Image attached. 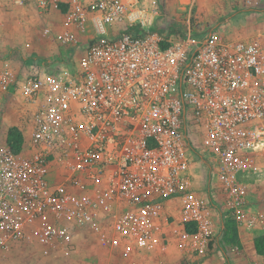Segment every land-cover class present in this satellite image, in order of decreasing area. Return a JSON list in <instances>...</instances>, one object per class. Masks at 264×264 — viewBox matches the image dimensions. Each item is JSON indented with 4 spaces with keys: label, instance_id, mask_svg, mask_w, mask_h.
<instances>
[{
    "label": "built area",
    "instance_id": "obj_1",
    "mask_svg": "<svg viewBox=\"0 0 264 264\" xmlns=\"http://www.w3.org/2000/svg\"><path fill=\"white\" fill-rule=\"evenodd\" d=\"M167 1L36 0L60 17L43 35L69 53L0 68V95L27 119L20 152L0 144V255L19 242L68 255L86 229L112 250L152 251L172 201L183 252L206 256L228 219L264 235L252 202V183L264 184V40L171 37L157 27ZM193 136L206 155L201 189Z\"/></svg>",
    "mask_w": 264,
    "mask_h": 264
},
{
    "label": "rangeland",
    "instance_id": "obj_2",
    "mask_svg": "<svg viewBox=\"0 0 264 264\" xmlns=\"http://www.w3.org/2000/svg\"><path fill=\"white\" fill-rule=\"evenodd\" d=\"M183 6L180 0H168L165 5V17L161 18L157 27L162 31H168L171 37L181 35L190 28L200 37L205 35L208 29H215L228 40L256 37L264 40V10L243 9L237 0H198L192 9ZM1 7L0 43H6L8 49L26 56L27 59L20 56L19 63L26 67L29 62H33L34 67H39V62L43 59L65 58V49L43 35V28L59 21L60 17L40 13L36 0H25L23 6L16 5L10 0ZM10 64L14 67L12 63ZM24 66L20 65V73L24 72ZM192 138L197 148L191 150V155L195 159L194 164L198 165L201 159L199 152L204 154L202 153L204 147L201 146L199 137ZM196 169L199 175L201 168L197 166ZM202 170L205 171L203 166ZM212 178L214 188L217 180L214 174ZM252 184V202L264 208V184L259 182ZM213 196L217 197V193ZM167 205L159 228L161 243L152 251L135 249L131 255H127L122 250L106 247L98 235L86 229L74 240L68 255L55 252L46 256L35 245L19 242L0 255V264H233V255H238V251L242 249L239 228L235 232L239 237V244H232L226 240L222 248L219 245L206 256L192 255L183 252L179 246L178 204L172 201ZM255 257L252 260L253 264H264L263 259Z\"/></svg>",
    "mask_w": 264,
    "mask_h": 264
},
{
    "label": "crops",
    "instance_id": "obj_3",
    "mask_svg": "<svg viewBox=\"0 0 264 264\" xmlns=\"http://www.w3.org/2000/svg\"><path fill=\"white\" fill-rule=\"evenodd\" d=\"M67 53H69V50H65L64 55H67ZM20 56L21 55L19 52L8 49L6 43H0V68L4 66V63L6 61H9L14 65L16 70H19L21 68L20 65L24 66L18 61ZM23 68H25V66ZM23 111L21 108H19L18 105L10 102L7 96L0 95V144L6 142L7 133L10 126L15 125L21 128V126L26 123L27 119L25 118ZM197 166L201 168L199 171V175L198 170L196 169ZM202 166L205 168V171L202 170ZM192 172L194 175V182L196 187H204L205 183L207 182L208 176L207 166H204V164L199 161L198 165L194 164L192 166ZM256 234L263 235L259 230H255L252 232L241 229L239 230L242 249L238 251V255H233V264H253L252 260L253 257L256 258L255 256H257V259L264 260V255L258 254L255 248L254 239ZM253 253L255 254V256L252 257L251 254Z\"/></svg>",
    "mask_w": 264,
    "mask_h": 264
},
{
    "label": "trees",
    "instance_id": "obj_4",
    "mask_svg": "<svg viewBox=\"0 0 264 264\" xmlns=\"http://www.w3.org/2000/svg\"><path fill=\"white\" fill-rule=\"evenodd\" d=\"M6 143L16 152H20L23 149L24 134L19 126H12L9 128L7 133ZM237 232V225L234 220L228 219L226 221L225 230L223 232L222 244L228 240L232 244H239ZM233 235V236H232ZM255 248L258 254L264 255V235H257L254 239Z\"/></svg>",
    "mask_w": 264,
    "mask_h": 264
}]
</instances>
